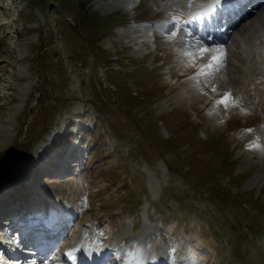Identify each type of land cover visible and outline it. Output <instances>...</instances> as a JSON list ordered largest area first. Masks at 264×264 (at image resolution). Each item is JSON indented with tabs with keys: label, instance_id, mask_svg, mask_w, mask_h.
Returning a JSON list of instances; mask_svg holds the SVG:
<instances>
[{
	"label": "rangeland",
	"instance_id": "obj_1",
	"mask_svg": "<svg viewBox=\"0 0 264 264\" xmlns=\"http://www.w3.org/2000/svg\"><path fill=\"white\" fill-rule=\"evenodd\" d=\"M116 1L0 0V264H148L153 247L157 264H264V47L245 27L264 8ZM229 7L254 14L200 34ZM143 26L138 53L122 31ZM200 77L207 97L179 98Z\"/></svg>",
	"mask_w": 264,
	"mask_h": 264
},
{
	"label": "bare ground",
	"instance_id": "obj_2",
	"mask_svg": "<svg viewBox=\"0 0 264 264\" xmlns=\"http://www.w3.org/2000/svg\"><path fill=\"white\" fill-rule=\"evenodd\" d=\"M239 1H244V0H239ZM139 2H140V0H117L116 2L113 3V5H115V7H116V5H122V6L126 7L127 9H132V8L136 7L139 4ZM205 4H207V3H205ZM205 4H203V5H205ZM237 4H239V2H237ZM253 4H254V7L256 9L254 13H256V11H258L259 9H263L264 8V0H257L256 3H254V1H253ZM234 9H235L234 7H229V9L224 11L225 15H224V13H221L220 11L219 12L217 11V12H212L211 16L209 15V16L205 17L206 19L203 20V25L201 26L200 34L206 32L208 24H206V27H205L204 23H206L207 20L210 23L213 22V25H215L217 27L218 26L219 27L222 26V27L225 28V26L227 27V26H229L231 24V18H234L235 21H236V19H239V21H241V20L245 21V20H248L254 14L253 13L254 8L251 9V13L243 12V15L245 13L244 17H243L242 14L238 15L237 11H234ZM260 11H262V10H260ZM260 13L261 14L257 15L256 20H254L253 22L248 23L245 27H246L247 31H249L248 41L249 42H254L255 39H259L260 43L264 47V12H260ZM230 14H233V15H230ZM224 20H226V23L225 22L221 23ZM219 24H222V25H219ZM230 29L231 28L228 27L227 31L229 32ZM232 29H234V28H232ZM210 31H212L211 33L213 35V39L214 40H217L218 36H221L220 30H219V33H217V34L214 32L216 30L213 29V28H211ZM127 32H128V35H126ZM165 32L169 33V30L167 28H165ZM122 35L127 37V38H125V39H128V40H126V41H128L127 44H130V45L134 46L136 48L135 52H138V53H144V52L149 51L150 47H146L145 44L147 45V43H149L150 41L154 40V31L152 29H150L148 27H144V26L141 27V28L140 27H135V28H132L129 31H122ZM206 40H209V39H206ZM151 44H152V42H151ZM153 47L151 46V48H153ZM230 52H231V50L228 51V53H230ZM255 54H256V51H255ZM215 57L216 56H213L212 58H210L208 60V62H210L212 60H215L216 59ZM260 58H262V61L264 62V55H262ZM208 62H207V64H208ZM219 71L224 74L226 79L232 78L230 70H228V69L224 70L223 68H220ZM214 82H215L214 80L213 81H207L203 77L191 79V81L189 83L187 82V85L184 86L183 89H181V91H179L180 92V93H178L179 94V98H181V99L184 98L185 99V98H190L191 96H194V97H196L197 99H200V100L203 99V98H206L207 95L212 90V88L214 87L213 84H212ZM256 82H260L262 84V86L260 87V90L258 92L259 93L258 97L253 100L252 107L254 106V108H259L260 109V108H262V105H263V102H261V97L264 95V78L263 77H259L256 80ZM185 101H186V99H185ZM224 113H225L224 110H220L218 112V114H217V119L221 120L225 116ZM254 162H256V161H254ZM262 164H263L262 174L261 175H255L254 178L251 180L250 184H253V182L255 180L257 182L259 178L261 180H264V161L262 162ZM125 241L126 240L122 239L121 243L124 244ZM199 243L200 242H198L196 244V248H198L200 246ZM69 253L72 256L73 255L75 256L74 252H72V253L69 252ZM156 254H157V249L155 247H153L152 252L150 254V258H149L148 264H157ZM96 255H98V254L94 253L93 254V258H91L90 261L96 262L95 259H100L101 256H99V258L98 257L96 258ZM116 259H118V258H116ZM184 260L186 262L193 263V264H204V260H198V258L196 259V257L193 255V253H189L188 255H186ZM14 263L16 264V262H14Z\"/></svg>",
	"mask_w": 264,
	"mask_h": 264
}]
</instances>
